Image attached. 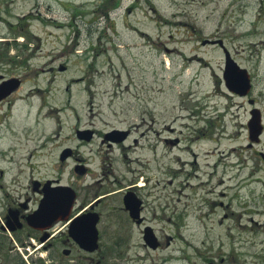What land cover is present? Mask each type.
Segmentation results:
<instances>
[{
  "label": "rangeland",
  "instance_id": "rangeland-1",
  "mask_svg": "<svg viewBox=\"0 0 264 264\" xmlns=\"http://www.w3.org/2000/svg\"><path fill=\"white\" fill-rule=\"evenodd\" d=\"M0 76L22 79L0 102V220L51 181L103 197L115 264H264V132L248 127L254 107L264 125V0H0ZM135 187L158 250L120 210ZM15 237L0 229V264Z\"/></svg>",
  "mask_w": 264,
  "mask_h": 264
},
{
  "label": "flooded vegetation",
  "instance_id": "flooded-vegetation-1",
  "mask_svg": "<svg viewBox=\"0 0 264 264\" xmlns=\"http://www.w3.org/2000/svg\"><path fill=\"white\" fill-rule=\"evenodd\" d=\"M4 79L7 78H2L1 82ZM20 80L22 83L21 78ZM16 92L17 91L15 90L12 94L2 99L0 102L8 99ZM111 145L112 143L110 142V147ZM36 182H38L37 185ZM47 182H33V191L39 196L38 202L34 206H28L27 204L23 203L10 206V208L7 210V213L3 215V220H0L1 230L8 231L16 235V237L13 238L15 244H13L10 249L11 264H115L112 261L114 256L112 252L113 249H118V246L110 249L109 246H105L102 243L103 234L102 230H100V224L102 222L103 213L98 209L100 205L98 201H100L103 197H100L101 195H98V193H95V196L86 198L87 200L91 199L89 202H86L83 197L82 199L79 197L78 192L75 190L76 199L74 203H72L73 206L71 207V211L69 213V219L59 220L49 229L35 228L28 224L26 217L39 207L41 199L43 198L42 190ZM135 189L137 190L136 187L134 190H126V194L130 192L134 193L137 199L136 201H139V217H132L130 210L127 208L124 202L126 194L123 197L124 206L120 210L123 211V213L125 212L124 215L126 214L129 222L143 227V246L152 250H158L162 247L160 237H158L156 234L154 227L146 222L149 220L146 212L154 210V214L156 215L155 209L153 207H148L147 199H145L143 196H137L138 194L136 193L138 190L136 192ZM80 200H82V202ZM219 204L222 205L223 203ZM10 210L14 211V213H17L19 220L23 223V227L17 228L14 231L2 229L3 227H7L6 223L8 221L10 223H14V218L10 216ZM90 213H98L99 215V221L97 224L99 231V246L95 249L83 247L71 234V224L73 220L78 217H87ZM59 223H63V225L59 228L58 232H53L54 227ZM146 229H150L156 236V243L158 244L157 247H153L147 243L145 239ZM172 238L173 237H169L168 240L170 241ZM127 259L128 258H126V260ZM126 260L121 264H140L138 262L139 260L134 262H132L133 259H129L130 261Z\"/></svg>",
  "mask_w": 264,
  "mask_h": 264
},
{
  "label": "water",
  "instance_id": "water-1",
  "mask_svg": "<svg viewBox=\"0 0 264 264\" xmlns=\"http://www.w3.org/2000/svg\"><path fill=\"white\" fill-rule=\"evenodd\" d=\"M223 46L222 41H219ZM225 50V67L223 72V80L228 90L240 96H247L252 89V78L249 71L241 67L236 60L231 56L227 49ZM2 79V76H0ZM21 80L19 78L4 79L0 84V101L20 87ZM254 104L256 100H248ZM259 108L251 110V119L248 121L249 137L252 142H259L264 130L262 123V113ZM110 135V136H109ZM106 135L114 141H122L125 139L127 132H123L120 139L112 137L111 134ZM90 135L86 136L84 132L78 130V137L90 139ZM70 151H63L61 160L64 161ZM38 182H36L37 185ZM51 181H48L42 192L43 198L41 199L39 207L30 215L26 217L28 224L31 227L40 229H49L59 220H68L71 207L76 199V191L68 185L51 186ZM135 194L130 192L126 194L124 202L130 210L132 217H139V201H136ZM10 216L14 218V223L9 221L6 223L8 229L14 231L17 228L23 227V223L19 220L17 213L10 210ZM99 221L98 213H90L87 217L75 218L71 224V234L78 241L80 245L88 249H95L99 246V231L97 224ZM145 239L147 243L153 247H157L156 236L150 229H146Z\"/></svg>",
  "mask_w": 264,
  "mask_h": 264
},
{
  "label": "bare ground",
  "instance_id": "bare-ground-1",
  "mask_svg": "<svg viewBox=\"0 0 264 264\" xmlns=\"http://www.w3.org/2000/svg\"><path fill=\"white\" fill-rule=\"evenodd\" d=\"M227 155H229V154H227ZM227 155H223L224 157H227Z\"/></svg>",
  "mask_w": 264,
  "mask_h": 264
},
{
  "label": "trees",
  "instance_id": "trees-1",
  "mask_svg": "<svg viewBox=\"0 0 264 264\" xmlns=\"http://www.w3.org/2000/svg\"><path fill=\"white\" fill-rule=\"evenodd\" d=\"M108 1H111V0H108Z\"/></svg>",
  "mask_w": 264,
  "mask_h": 264
}]
</instances>
